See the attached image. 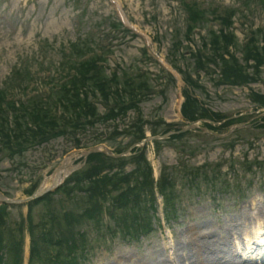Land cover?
Masks as SVG:
<instances>
[{
	"label": "rangeland",
	"instance_id": "rangeland-1",
	"mask_svg": "<svg viewBox=\"0 0 264 264\" xmlns=\"http://www.w3.org/2000/svg\"><path fill=\"white\" fill-rule=\"evenodd\" d=\"M117 1L120 3L121 9L126 14L131 25L147 35L151 40L154 37L158 39V44L152 41V47L165 62L166 58L168 60L172 58L175 62H178V66L181 68L185 69L187 65H190L191 60L181 56V53L186 50L187 42L183 41L184 48L182 51H176L172 47L173 32L171 26L175 23H181V26L184 25L183 13L180 11L176 0ZM220 1L227 4V6L237 5V0ZM114 12L116 10L110 0H79L76 2L72 0H0V88H2V84L8 79L13 67L19 63L21 58H32L36 55L37 50L39 51L41 47L39 46L41 42L43 46H46L47 58L53 61L58 60L60 48L76 42L79 38L84 37L85 34L90 33L92 38H97L104 32L108 34L112 21L110 18L118 16V13L115 16ZM239 17L241 16L236 15L235 17L238 20L235 32L239 41H243L246 25L243 26L241 24ZM262 17L263 14L261 12H256L252 18L247 15L250 21L246 24L254 25H251L253 29L258 25L262 26L264 24ZM115 35L117 37L114 36L115 39H112L109 42L110 46L107 47V49L111 48L110 51L113 53L108 63L110 66H113L114 63H118L117 65H121L124 68L140 65L153 74L152 78L156 76L157 72H160L162 66L160 63H154L151 59L148 60L143 52L141 54V49L147 44V39L127 31L116 32ZM194 40V44H191L192 48H196L200 44L197 34L194 36ZM45 42L50 44L51 47ZM149 52L151 53L150 48ZM156 61L158 60L156 59ZM198 78L203 90L197 91L196 95L205 103L208 109L218 112V114L221 113L220 115L229 116L235 112L247 111L252 107L251 103L253 101L250 94L253 92L250 91L254 90L264 93V76L262 81L251 84L250 89L249 87H217L203 74ZM153 83V86L158 87L155 79H153ZM158 89L160 88H156L151 97L142 104L144 115L147 117L153 114H160L168 123H181L179 104L182 97L177 81L169 87L164 96L159 93ZM251 115L248 114V118H252ZM251 128L245 131L248 132L246 139L253 141L251 146H248L246 142L237 143L233 147V151H224L220 141L208 139L206 136L191 134L189 138L182 141L184 144H191L185 145L187 151H191L193 148L198 149L200 145H204L203 141L205 139H207L205 143L209 142V146L204 145V148L200 149L199 153L189 163L200 165L205 162L227 161L229 165L240 170L241 167L238 165L247 155V159L261 162L264 165V135L258 132L260 129L252 130ZM242 134H240V139ZM126 140L124 139L123 143ZM175 145L182 146L183 144L168 141L167 143L159 144L160 148L156 150L152 145L147 148V156L156 175L164 169L173 172L175 170L174 167H177L180 156L177 155L173 148ZM68 149L69 144L65 140L57 139L43 146L30 149L23 155V158H17L21 165H17L16 169L13 168L10 161L1 160L0 190L6 191L13 198L24 197V190L29 185V182L31 180L40 182L43 173L57 165ZM230 155L232 156L230 157ZM128 170H130V165ZM224 171L225 167L222 168V172ZM234 177L240 181L242 179L243 183L248 184L245 188L246 199L241 203L236 202L232 196L222 195L218 197V201H213L211 195L207 193L191 195L185 190L180 191L182 203L180 204L179 220L169 223L172 236L177 239V248L180 253H182L181 249L185 244L184 237L191 230L197 231L207 228L211 230V233L204 234V236L208 235L207 239L215 240L219 237V235H216V230L229 232L222 224L223 220L232 217L238 219L239 212L245 216L236 225L238 229L242 228V222H247V224L251 225L255 222L254 219L258 215L250 214L249 207L251 203H255L254 206H259L255 208L258 214L261 210L260 207H264V171L257 174L253 173L246 178L237 174ZM86 185L88 186L89 183H85L84 188ZM65 195V193L58 192L51 195L47 201L42 202L43 204L34 206L33 229L36 236L47 227L45 223L48 218H42L41 213L47 210L48 205L51 207L56 206L55 200L58 198H62L65 204L68 205V200L70 199ZM85 196L86 198L81 199L82 201L90 200L88 195ZM75 200L80 199L75 196ZM79 202L77 201L76 207H81ZM20 211L25 213L26 208H13L10 210L8 227L12 230H16L21 224ZM250 215H252L251 219ZM78 221L86 228L91 238L98 237L99 232L103 229V223L101 222L98 226L102 229L97 232L98 227L93 225L91 218H78ZM91 225L94 227L92 230L89 229ZM195 225V228L189 229ZM14 237V235H5L8 241L13 240ZM231 240L232 237H229V243ZM36 241L42 249L45 248L46 245L42 240L37 238ZM154 246L157 252L154 251ZM191 246H195V244ZM163 247L162 237L157 227L150 235L141 240H134L131 243H126L121 237H116L115 234L110 236L106 232L105 239H97V242H93L92 249H90L87 257L84 258L86 262L82 264H112L114 257L121 252L124 256L130 255V257H127L128 260L139 258L143 264L142 261L145 257L149 264H152L153 262L151 261H154V258L162 259L164 255ZM3 257L5 263H7L10 259L9 251L4 252ZM42 258L44 259L45 257L42 256Z\"/></svg>",
	"mask_w": 264,
	"mask_h": 264
},
{
	"label": "trees",
	"instance_id": "trees-1",
	"mask_svg": "<svg viewBox=\"0 0 264 264\" xmlns=\"http://www.w3.org/2000/svg\"><path fill=\"white\" fill-rule=\"evenodd\" d=\"M244 73V70L232 63L230 65V68L228 69L227 73L223 75L222 80L224 82H232V83H238V81L243 80L244 82H248L249 75L246 74V77L242 79V74ZM100 78H97L95 76L84 78L83 82H80L79 89L76 87L75 90V100L73 101V94L69 95V91L67 90L65 94H62L60 97L57 98L55 94H52L50 96V99L53 102H57V105H61L65 110H68L71 105L84 107V109L89 106L88 100L86 94L89 90H98L101 94H106V90L109 89V86L105 82H99ZM84 85H87L85 89V96L84 98L80 97V91L84 88ZM115 92L112 94L114 95ZM111 97H109L110 99ZM117 99L120 102L119 108L112 110H109L108 117L111 114L115 113V117L119 116L120 113H126V109L129 108H135L137 106L138 102V96L135 92L134 86L130 85L124 89L122 93H117ZM260 102V105H264L263 100H258ZM12 105V114L14 113V121L11 122L10 126L7 125V118L2 115L0 116V147H2V144H4L5 149L10 155H13L16 152H19L23 150L26 146L30 145L32 141L35 139L37 140V133L32 132V128L35 129L39 133L48 134V131L46 128H52L56 125L55 128H52V134L56 133V131L59 129V123L50 122L47 121L46 118L49 116L48 113L51 111V103L45 104L39 100V98H34L31 100L29 105L22 104V112L17 115L16 108L14 106L13 102H10ZM33 105V109L28 110V108ZM73 111H75V107L73 106ZM23 114V115H22ZM82 115V113H81ZM93 116V114H92ZM31 123L32 128L28 126V124ZM62 125H69V127L78 126L77 124L72 125L70 123H61ZM125 135L132 136L134 135V138L132 137V141H138L143 136L142 128L141 126H138L135 128V125L131 127L130 129H126L124 131ZM154 133V132H153ZM122 135V134H118ZM115 139V137H114ZM102 157V158H100ZM100 161H104L105 159L103 156H98ZM98 160V162H100ZM138 167V166H137ZM116 180V179H115ZM112 177L110 176H104L99 182H104V188L114 187V183L116 182ZM93 185V184H92ZM96 185V184H95ZM94 187V185H93ZM3 209H0V221L3 220Z\"/></svg>",
	"mask_w": 264,
	"mask_h": 264
},
{
	"label": "bare ground",
	"instance_id": "bare-ground-1",
	"mask_svg": "<svg viewBox=\"0 0 264 264\" xmlns=\"http://www.w3.org/2000/svg\"><path fill=\"white\" fill-rule=\"evenodd\" d=\"M250 208H252V215H258V213H257V211H255V208L253 207V204H251V207ZM262 209V208H261ZM264 215V214H263ZM241 218H243V216L241 217ZM231 221V220H230ZM242 226H243V229H247L248 228V231L249 232H251L252 230H253V232H257V231H260V227L257 225V224H255V223H253V225H251V224H247L246 222H242ZM196 227V225L195 226H192V228H189V229H193V228H195ZM229 228H231L232 226L231 225H229L228 226ZM256 227V228H255ZM204 229H206V228H204ZM234 232H235V230H234ZM216 235L218 236H223V234L225 233V232H220V231H216ZM246 235V237L248 238V239H250L249 238V236L247 235V234H245ZM259 235H260V232H259ZM226 238L224 239V238H220V239H218V240H213V239H209V240H207V239H202L201 240V242H200V244L197 246V249H196V254H197V256H199V257H201L202 259H203V261H207L208 260V257H209V253L207 252V250H208V247H213L214 248V251H216L217 252V250H218V247H219V244L221 243V242H226ZM210 257H211V259H212V255H210ZM152 258H154V257H152ZM145 260V261H144ZM144 260L142 261L144 264H149V261L148 260H146V258L144 257ZM151 262H155V264H157V263H159V262H161V260L160 259H158L157 257L156 258H154V261H151ZM197 262V264H199V262L198 261H196ZM117 264H119V262L117 263Z\"/></svg>",
	"mask_w": 264,
	"mask_h": 264
},
{
	"label": "water",
	"instance_id": "water-1",
	"mask_svg": "<svg viewBox=\"0 0 264 264\" xmlns=\"http://www.w3.org/2000/svg\"><path fill=\"white\" fill-rule=\"evenodd\" d=\"M107 153H109V152H107ZM110 154V153H109ZM2 199H4V200H6L5 198H3L2 196H0Z\"/></svg>",
	"mask_w": 264,
	"mask_h": 264
}]
</instances>
